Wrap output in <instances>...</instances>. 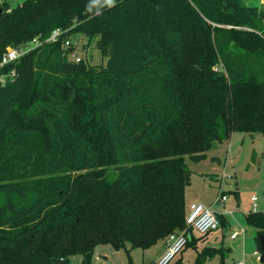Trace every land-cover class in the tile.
Listing matches in <instances>:
<instances>
[{"label":"trees","instance_id":"16d2710c","mask_svg":"<svg viewBox=\"0 0 264 264\" xmlns=\"http://www.w3.org/2000/svg\"><path fill=\"white\" fill-rule=\"evenodd\" d=\"M1 9L0 61L8 44L41 45L0 69L15 72L0 87V193L37 195L30 207L0 208V264H92L102 245L129 253L165 242L187 228V158L204 160L236 132H264V6L5 0ZM56 29L60 40L47 42ZM69 36L94 43L104 65L71 58ZM246 223L264 234V212Z\"/></svg>","mask_w":264,"mask_h":264},{"label":"rangeland","instance_id":"374dc122","mask_svg":"<svg viewBox=\"0 0 264 264\" xmlns=\"http://www.w3.org/2000/svg\"><path fill=\"white\" fill-rule=\"evenodd\" d=\"M11 6L16 7L26 0H8ZM247 5L264 6V0H244ZM72 52L77 57L83 58L93 68L104 65V60L95 44H88L84 36H69ZM11 44L6 45L13 48ZM70 57L72 58L71 54ZM219 161L222 164H219ZM191 172V185L186 190V202L189 206L198 201L210 207L220 219V228L209 233L206 237L193 231V235L202 241V244L217 249L212 255H205V247L199 251L193 246H186L177 254L169 264L180 260L183 264H197L198 257L203 253V264H255L254 252L258 250V235L255 228L246 223V214L252 211V198H257V207L264 211V132H236L229 142L218 143L200 162L186 160ZM230 178H224V176ZM238 188V192L236 191ZM225 192L227 200L225 207L215 204L216 199ZM37 200L34 192L21 196L17 192L0 193V208L8 202L16 206L30 207ZM239 204V205H238ZM229 212L226 217H221V212ZM241 232L240 238L244 241L237 248L231 246L230 235ZM215 247V248H214ZM163 248V241L149 249L115 250L112 246L102 245L96 249L92 264H150L156 262L158 254ZM183 255V256H182ZM81 256L70 258V264H82Z\"/></svg>","mask_w":264,"mask_h":264},{"label":"built area","instance_id":"2783aa9c","mask_svg":"<svg viewBox=\"0 0 264 264\" xmlns=\"http://www.w3.org/2000/svg\"><path fill=\"white\" fill-rule=\"evenodd\" d=\"M4 1L5 0H0V9ZM63 34L64 32L62 30L56 29L52 32L47 42H57L60 40ZM40 45V41L38 39H34L32 42H29L23 46L8 48L3 54L2 59L0 61V69H2L4 66L17 62L22 56H24L25 54ZM63 46L64 48H71V42L69 40L65 41ZM71 56L77 62L81 61V58L77 57V54L75 52L71 51ZM14 76V71L9 74L0 73V87L4 86L8 82H13ZM225 177L230 178V176H226L224 174L222 179H224ZM226 200L227 196L225 194H222L216 199V203L221 204ZM256 202L257 198L253 197L252 203L254 204L252 212L258 211ZM186 225L187 228L184 231L172 233L166 238L164 242L166 248L165 252L158 258V260L155 262L156 264H169L173 260V258L177 254L181 253L183 249L187 246L190 241V238L192 237L193 231H196L201 235H207L211 232L217 231L220 228V220L217 214L210 207H207L202 203L195 202L192 203L188 208L186 216ZM237 236L238 233H234L231 238L235 240ZM256 255L258 256L260 263L261 254L256 252Z\"/></svg>","mask_w":264,"mask_h":264},{"label":"crops","instance_id":"0c3cea01","mask_svg":"<svg viewBox=\"0 0 264 264\" xmlns=\"http://www.w3.org/2000/svg\"><path fill=\"white\" fill-rule=\"evenodd\" d=\"M220 162V161H219ZM222 164V162H220V165ZM235 192H238V188H236V191ZM222 194H225V192L224 191H221V194L220 195H222ZM219 195V196H220ZM218 196V197H219ZM258 201V200H257ZM196 202H198V201H196ZM225 202L226 201H224V202H222L221 204H219V203H216V201H215V204H218L220 207H225ZM193 203H195V202H193ZM239 205V204H238ZM258 208V211H262V212H264L263 210H261L259 207H257ZM227 213L229 214V212H221V217H226V215H227ZM249 213V212H248ZM247 213V214H248ZM218 216V215H217ZM218 218H219V216H218ZM220 220V219H219ZM220 225H221V223H220ZM215 232V231H214ZM234 233H238V236H237V238L235 239V240H233L232 238H231V236L234 234ZM208 235V234H207ZM207 235H202V236H204V237H206ZM241 235V232H233V233H231V235L229 236L230 237V240H232V241H234V242H237L238 240H241V243L244 241V239L243 238H240L239 239V236ZM199 238H197V237H195L194 235H193V233H192V237L190 238V241L189 242H192L193 240H195L194 241V244H193V246L199 251V249L201 248V246L202 247H205L206 245L205 244H202V241H199L198 240ZM233 243V242H232ZM241 243L239 244V245H241ZM239 245H238V247H239ZM206 248H211V247H209V246H206ZM215 248V247H214ZM165 243L163 242V248H162V250L159 252V254H158V256L160 257L164 252H165ZM256 252H258L259 254H261V251H260V248H259V244H258V250L257 251H255L254 252V255L256 256V263L255 264H260L259 263V258H258V256L256 255ZM183 256V255H182ZM158 257V258H159ZM158 258H157V260H158ZM156 260V261H157ZM242 264H245V262H243Z\"/></svg>","mask_w":264,"mask_h":264},{"label":"water","instance_id":"95a60500","mask_svg":"<svg viewBox=\"0 0 264 264\" xmlns=\"http://www.w3.org/2000/svg\"><path fill=\"white\" fill-rule=\"evenodd\" d=\"M2 13H3V10L0 9V15ZM219 164H220V162H219ZM256 238H257V241H258V244H259V248H260V251H261L260 263H264V234H258ZM240 243H241V240H238L237 242H233L231 244V246L233 248H237Z\"/></svg>","mask_w":264,"mask_h":264},{"label":"clouds","instance_id":"9594fccd","mask_svg":"<svg viewBox=\"0 0 264 264\" xmlns=\"http://www.w3.org/2000/svg\"><path fill=\"white\" fill-rule=\"evenodd\" d=\"M93 2L95 3V2H96V0H93ZM113 2H114V0H107V3H108L109 5H112V4H113Z\"/></svg>","mask_w":264,"mask_h":264}]
</instances>
